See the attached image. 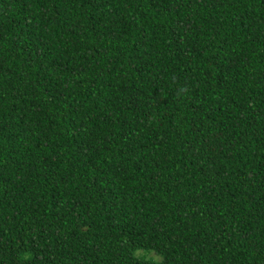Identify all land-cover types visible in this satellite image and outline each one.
<instances>
[{
    "label": "trees",
    "instance_id": "16d2710c",
    "mask_svg": "<svg viewBox=\"0 0 264 264\" xmlns=\"http://www.w3.org/2000/svg\"><path fill=\"white\" fill-rule=\"evenodd\" d=\"M0 264H264V0H0Z\"/></svg>",
    "mask_w": 264,
    "mask_h": 264
}]
</instances>
